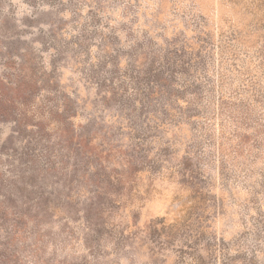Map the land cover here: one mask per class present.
<instances>
[{
    "label": "rangeland",
    "instance_id": "374dc122",
    "mask_svg": "<svg viewBox=\"0 0 264 264\" xmlns=\"http://www.w3.org/2000/svg\"><path fill=\"white\" fill-rule=\"evenodd\" d=\"M0 264H264V0H0Z\"/></svg>",
    "mask_w": 264,
    "mask_h": 264
}]
</instances>
